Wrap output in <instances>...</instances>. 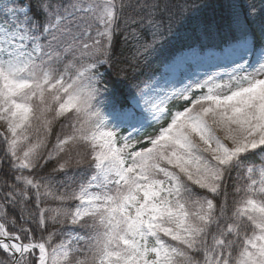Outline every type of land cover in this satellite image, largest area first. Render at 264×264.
Returning <instances> with one entry per match:
<instances>
[{
    "label": "snow or ice",
    "instance_id": "6c2138e0",
    "mask_svg": "<svg viewBox=\"0 0 264 264\" xmlns=\"http://www.w3.org/2000/svg\"><path fill=\"white\" fill-rule=\"evenodd\" d=\"M0 264H264V0H0Z\"/></svg>",
    "mask_w": 264,
    "mask_h": 264
},
{
    "label": "trees",
    "instance_id": "16d2710c",
    "mask_svg": "<svg viewBox=\"0 0 264 264\" xmlns=\"http://www.w3.org/2000/svg\"><path fill=\"white\" fill-rule=\"evenodd\" d=\"M190 4H211L215 3L216 0H188ZM241 3H256L259 5L260 0H240ZM180 27V21L179 18L177 19V22L174 24V30L176 28ZM126 85L131 86L135 83V81L132 79V73H129V78L125 81Z\"/></svg>",
    "mask_w": 264,
    "mask_h": 264
},
{
    "label": "rangeland",
    "instance_id": "374dc122",
    "mask_svg": "<svg viewBox=\"0 0 264 264\" xmlns=\"http://www.w3.org/2000/svg\"><path fill=\"white\" fill-rule=\"evenodd\" d=\"M156 67H157V64L155 62H153L152 64L148 65L147 67L142 66L141 69L138 70V72L147 73V72L155 70Z\"/></svg>",
    "mask_w": 264,
    "mask_h": 264
}]
</instances>
